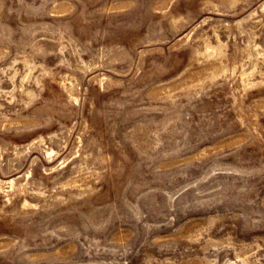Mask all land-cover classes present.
<instances>
[{"label": "rangeland", "instance_id": "obj_1", "mask_svg": "<svg viewBox=\"0 0 264 264\" xmlns=\"http://www.w3.org/2000/svg\"><path fill=\"white\" fill-rule=\"evenodd\" d=\"M0 264H264V0H0Z\"/></svg>", "mask_w": 264, "mask_h": 264}]
</instances>
